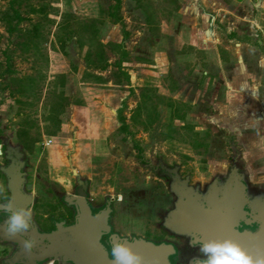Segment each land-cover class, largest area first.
<instances>
[{
	"label": "rangeland",
	"instance_id": "1",
	"mask_svg": "<svg viewBox=\"0 0 264 264\" xmlns=\"http://www.w3.org/2000/svg\"><path fill=\"white\" fill-rule=\"evenodd\" d=\"M114 3L24 0V33L11 34V0H0V133L23 146L36 194L58 198L59 210L83 180L95 208L110 204L111 235L184 243L170 213H158L172 207V184L151 166L204 180L235 157L264 177V0H122L124 25L108 15ZM120 43L130 80L115 65ZM202 44L229 52L209 62L219 72L205 74ZM226 71L236 89L206 88L225 83ZM140 103L146 127L133 118Z\"/></svg>",
	"mask_w": 264,
	"mask_h": 264
},
{
	"label": "water",
	"instance_id": "2",
	"mask_svg": "<svg viewBox=\"0 0 264 264\" xmlns=\"http://www.w3.org/2000/svg\"><path fill=\"white\" fill-rule=\"evenodd\" d=\"M6 171L11 178V189L16 204L20 195V173L14 174L10 169ZM80 184L82 187L79 188L78 195L74 196V203L79 212L75 224L65 226L64 222H60L57 230L51 233L43 234L33 230L15 238H9L6 233L0 235L3 241L21 246V249L9 259L10 264H36L37 261L49 258L71 261L73 264H112V258L101 242L103 234H108L112 230L109 223L112 208L108 206L93 214L87 185L83 180ZM173 191L186 200L177 204L182 212L170 213L166 224L172 230L180 234L197 236L198 240L231 238L239 241L253 256L264 257V205L260 207V214L263 217L256 232L240 231L237 228L239 219L246 215L243 188L234 191L221 211L214 203H210L209 208L199 205V196L192 197L190 191L183 192L178 188H174ZM28 238L36 240L31 251L23 247L24 240ZM114 238L128 240L144 256L145 264H172L169 256L175 252V248L170 243L157 244L143 237L130 239L117 233L111 235V242Z\"/></svg>",
	"mask_w": 264,
	"mask_h": 264
},
{
	"label": "flooded vegetation",
	"instance_id": "3",
	"mask_svg": "<svg viewBox=\"0 0 264 264\" xmlns=\"http://www.w3.org/2000/svg\"><path fill=\"white\" fill-rule=\"evenodd\" d=\"M10 136L0 133V144L3 149V155L0 161V183L5 185L7 191L0 196V203L6 202L5 197L13 198V191L11 189V178L6 169H10L12 173H20L19 176V189L20 195L16 203L17 206H26L32 209L33 213V227L30 231L37 230L40 233H51L56 231L58 224L64 222L65 226L75 224L78 209L74 203V196L78 195V190L82 185L76 188V195L69 197H62V210L58 209L59 199L54 198L53 195H47L42 199L41 196L36 194V184L29 179L28 160L23 153V146L10 148ZM149 166L150 162L147 164ZM159 175L165 177L169 186L172 184V207L168 210L158 213H178L182 212V209H178L177 204L180 201H185L186 198H182L176 194L173 189L178 188L183 192L190 191V195L195 197L199 196V205L210 207V203H214L222 210L226 200L230 198L234 191L243 188L244 191V213L245 217L239 219L237 228L240 231L250 230L256 232L263 217L260 214V207L264 205V177L252 178L249 171L252 170L249 165L243 164L240 159L233 157L230 162L227 163L223 169L219 171L215 170L212 176L204 180H192L189 176H183L181 170L170 169L158 163L154 167L151 166ZM88 192V191H87ZM61 198V197H60ZM89 198V197H88ZM92 208V213H99V208H95L89 201ZM254 206L255 209L252 207ZM101 208V207H100ZM58 213H65L64 215H57ZM113 210L110 212L109 223L112 230L114 229L111 217ZM8 213L0 212V235L4 234L3 225L6 222ZM103 234L101 242L106 247L110 256L112 233ZM29 231V232H30ZM175 233V231L173 232ZM23 235V234H22ZM178 239H183L184 243H177L176 241L168 240H152L155 243H170L174 246L175 252L172 253L169 258L172 264H192L194 257L199 256L198 247L193 246V241L198 240L197 236H187L183 238L184 234L175 233ZM149 240V239H147ZM46 242V241H45ZM21 249V246L16 243L3 241L0 237V254L3 256L0 264H10L9 259ZM7 255V256H6ZM111 257V256H110ZM112 258V257H111ZM73 264L71 261H63L61 259H45L43 261H37L36 264ZM22 264V263H16Z\"/></svg>",
	"mask_w": 264,
	"mask_h": 264
},
{
	"label": "clouds",
	"instance_id": "4",
	"mask_svg": "<svg viewBox=\"0 0 264 264\" xmlns=\"http://www.w3.org/2000/svg\"><path fill=\"white\" fill-rule=\"evenodd\" d=\"M7 189L0 183V196ZM0 203V212L8 216L3 231L9 238H15L30 231L33 227V213L30 207L17 206L14 198L5 197ZM36 244L34 238L25 239L23 247L31 251ZM193 246L198 247L199 256L194 257L192 264H264V257H256L249 253L239 241L225 239L195 240ZM112 264H145L144 256L126 239L114 238L110 246Z\"/></svg>",
	"mask_w": 264,
	"mask_h": 264
},
{
	"label": "trees",
	"instance_id": "5",
	"mask_svg": "<svg viewBox=\"0 0 264 264\" xmlns=\"http://www.w3.org/2000/svg\"><path fill=\"white\" fill-rule=\"evenodd\" d=\"M22 1H24V0H11V5H10L11 6V11H12L11 14H13V15H10L8 13L9 16L6 17V19L8 20L7 21V30L11 34H14L16 31H21V32L24 33V29L19 26V22L26 20V17H24L21 14V12H20V10L18 8L22 4ZM121 5H122V0H115V3L113 5H110V7L108 9V15H109V17H111L114 20V23L121 22L124 25V18H123V16L120 13ZM14 18L17 19L16 22H14ZM34 25L38 29V23H35ZM124 33L126 35H128V31L125 29V27H124ZM31 35L34 36V37H36L39 34H38V31L37 30L36 31L33 30L31 32ZM22 44H24L25 47L28 45L27 42H23ZM117 47H118V50L121 52V59L119 61H116L115 62V65L118 66V68L120 69V72H122V74L125 75V77L127 78V80H130L129 74L126 71H124L123 70V67H122V64L125 61V59L128 57L129 52H128V50L127 51L125 50L124 43L118 44ZM107 67H108V61H107L106 64L102 65V68H104V69H106ZM31 80H33V79L31 78ZM143 107H144V104H141L140 103L138 105V107L136 108V110L133 113L134 114L133 115V118H134V121L135 122L141 123L144 127H146L147 124H145L142 121H140V118H139V116H140V114L142 112V108ZM151 121H152V119H151ZM121 122H122V128L125 129L126 131H128L129 125L126 122L125 116H123V115H121ZM128 133H131L132 134V132H130V131H128ZM19 135L21 137H24L23 135H27V131L25 129H21V133ZM24 138H27V140H26L27 141V147L28 148H32L33 147V144H34L32 142V139L29 140L30 137H28V136L27 137H24ZM28 142H30V144H28ZM135 147L137 148V150H140V151L142 150L141 147L139 146V144H137V143L135 144ZM141 158L143 160V157H141ZM108 206H110V204L107 203L103 207L99 208L98 211L103 210V209H105ZM110 239H111V235H110Z\"/></svg>",
	"mask_w": 264,
	"mask_h": 264
},
{
	"label": "crops",
	"instance_id": "6",
	"mask_svg": "<svg viewBox=\"0 0 264 264\" xmlns=\"http://www.w3.org/2000/svg\"><path fill=\"white\" fill-rule=\"evenodd\" d=\"M199 37V38H198ZM236 37V36H235ZM196 38L198 39V40H200V42H203V37H201L200 35H197L196 34ZM185 43V46L186 45H188L189 43L191 44V42L192 41H190V40H186V41H184ZM199 48H201L200 50H203L204 51V54H205V60H204V62H207V63H209V62H213V63H215V64H221L222 63V61L224 60H227V58H228V55H229V52L228 51H224V50H222V52H220L219 51V47L217 48V49H214L211 45L210 46H207V45H200L199 46ZM198 49V48H197ZM217 51V52H216ZM222 67V66H221ZM207 69L208 70H206V71H204L205 72V74L206 75H208V74H214L215 72L217 73V72H219V67L218 66H216L215 65V67H213V64L212 63H209V64H207ZM227 72V71H226ZM233 73H234V71H232ZM223 73H224V71H223ZM225 75L227 76L226 77V81H225V83L224 82H217V81H212V82H210V81H207V86H206V88H208V86H211V89H212V91H214V90H217L216 88H219V89H226V88H228L229 89V87H232V89H236V86H234V85H232L231 84V81L230 80H228L229 79V77H230V73L229 72H227V74L225 73ZM208 79H210V77H207ZM241 78V77H240ZM242 79H244V83L245 84H247V85H250V83H249V78H247L246 76L245 77H243ZM235 84V83H234ZM225 87V88H224ZM242 89H246V85L244 86V85H242V86H240ZM238 88V87H237ZM248 88V87H247ZM249 88H250V86H249ZM240 96H241V94H240ZM257 96L255 95H252V94H250V95H248L247 96V98H244L243 96H241L240 98H241V100L242 101H246L247 103H251L252 104V102L253 101H255L256 103L258 102L257 100H258V98H256ZM244 98V99H243ZM251 111V117H252V115H254V113L252 112V110H250ZM260 115H261V121H260V124H262V127H264V110H260ZM259 121V120H258ZM256 122H257V120H256ZM263 129H261L260 130V132H262L263 133V131H262Z\"/></svg>",
	"mask_w": 264,
	"mask_h": 264
}]
</instances>
